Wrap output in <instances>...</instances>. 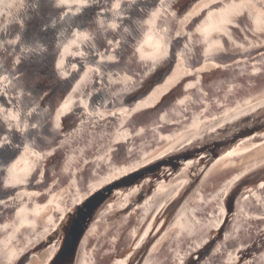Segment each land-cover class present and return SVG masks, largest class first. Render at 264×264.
<instances>
[{
	"label": "water",
	"instance_id": "95a60500",
	"mask_svg": "<svg viewBox=\"0 0 264 264\" xmlns=\"http://www.w3.org/2000/svg\"><path fill=\"white\" fill-rule=\"evenodd\" d=\"M201 1L93 0L63 22L65 9L53 7L52 0H23L10 15L0 13V264H50L61 253L66 264H264V155L247 160L264 144V43L205 51L191 38L203 14L192 12ZM50 20L56 28L42 30ZM149 20L155 21L152 32L164 38L165 52L139 59ZM77 28L93 38L69 46L61 77L54 66ZM17 35L19 43H9ZM28 45L31 53L24 51ZM165 85L159 100L146 103ZM175 100L184 106L169 108ZM152 127L159 132L152 146L127 168L115 163L100 171L80 153L105 147L114 162L132 148V138ZM192 150L204 162H193L195 182L178 177L161 192L145 184L147 175L122 183L173 152ZM77 155L79 168L63 176V202L55 208L64 211L5 255L10 223L21 224L24 209L46 196L62 177L63 163ZM229 159L238 171L217 179V186L206 184L208 174ZM25 160L33 167L20 172ZM141 186L146 189L138 194ZM102 192L106 199L111 193L126 196L115 210L100 207V196L79 218L78 240L66 252L70 224L63 226L62 217L74 220L81 205ZM171 202L175 211L147 230L148 216L162 214ZM57 226L48 245L34 251ZM161 250L167 253L156 257Z\"/></svg>",
	"mask_w": 264,
	"mask_h": 264
},
{
	"label": "bare ground",
	"instance_id": "6f19581e",
	"mask_svg": "<svg viewBox=\"0 0 264 264\" xmlns=\"http://www.w3.org/2000/svg\"><path fill=\"white\" fill-rule=\"evenodd\" d=\"M23 0H0V13L9 14L11 13L12 7L16 5H20ZM202 7L194 10L192 12V15L199 13V10L203 12L202 16L200 17L198 24L194 27V33L191 35L192 39H195L199 44L204 45L205 51H214L215 49H223V48H239L243 49L245 47L254 46L256 44L264 43V0H202L201 1ZM11 5V6H9ZM10 15V14H9ZM189 18H191L189 16ZM155 21L152 23H148L149 27L147 28V33L145 36V45H143L142 49V55L145 57L150 56L151 58H154L155 56H158L165 52L164 38L162 36L157 35L156 33L152 32L154 28ZM212 53V52H210ZM209 53V54H210ZM139 59H142L140 55L138 54ZM183 64V60L181 61ZM263 67V66H261ZM177 72H174V77L172 76L171 83L175 82ZM193 82H191L189 85H192ZM169 86H163L159 89H156L151 97H149V100L146 101V103H155L157 100L161 98L162 93L168 89ZM187 92V90H186ZM180 108L183 107V102L180 100H175L173 103H170L168 107H174ZM186 107V106H185ZM188 109V107H187ZM186 110V109H185ZM187 111V110H186ZM164 115V114H163ZM162 115V116H163ZM163 118V117H162ZM165 122V121H164ZM163 122V123H164ZM197 124V123H196ZM147 131H144L141 133H138L132 141V148L128 151L126 154L125 152L118 158H115L114 162L111 161L110 158L107 157V149L104 147V150L99 149H89L84 148L80 150V153L82 154H88L90 159V164H95L97 168L101 171L102 169L106 168V165H112L115 163L122 164V168H127L128 165L134 163L138 158V152L145 151L152 146L150 145V140H155L156 135L159 134L157 127L152 128H146ZM179 133V134H178ZM184 133V132H183ZM180 131H177L176 134L183 135ZM164 136V135H163ZM165 137V136H164ZM163 138V137H162ZM98 141V140H97ZM156 141H159L156 139ZM107 143L106 140L102 142V144ZM149 143V144H148ZM213 147H215V144H213ZM200 148V149H199ZM198 150H201V147L196 148ZM196 151V150H195ZM195 151H187L183 153H172V155L169 156V159L167 161L158 162L156 164L148 166L146 169L135 173L130 178H125L122 183L128 184V182L131 181V183L135 182V179L139 176H150V180L147 181V184H150V187L154 188L156 191L161 192L165 187L166 189L172 188V184L174 180L178 181V177H180V182H195L196 181V173H195V166L196 164H193L195 162L194 160H197L196 162L199 163L200 158H196L194 155ZM248 159L250 160V157H258L264 155V144L254 149V151L249 152ZM206 159V158H205ZM79 160V156L77 155L75 158H69L67 159L63 165H62V177L59 179L56 185H54L46 194L42 200H39L36 202L35 205L29 206L28 208L24 209L23 213H26L23 216V219L21 220V224L25 223V225L20 226L19 223H10V228H8L9 233V242L10 246L8 247V251L5 255L13 254L16 251L17 247L23 246L27 241H29L33 236H36L37 233L41 230L42 224H49L52 223L53 218H57L59 214H61L64 210L61 212H58L55 208L58 207L60 203H62V196L61 195L65 188V181L63 176H67L69 173H74L76 169L79 168V165H77V161ZM32 160H25V162L20 164V168H17L20 172L25 171L26 169L29 171L33 167ZM185 161L184 165H180L179 163ZM231 160H222L218 164V166L211 171L208 176L204 180L206 184H209V186H217V179H221L222 176H226L234 173V170L238 171V168L236 164L230 162ZM204 162L199 163V167H203ZM245 165H249L248 163H245ZM119 169V170H121ZM122 171V170H121ZM231 172V173H230ZM236 172V171H235ZM232 173V174H233ZM220 175V176H219ZM220 177V178H218ZM153 182L155 185H153ZM253 182V181H251ZM144 183L142 185L145 186ZM145 191L144 187L141 186L140 189L137 191L138 194L140 192ZM137 190V189H136ZM169 191V190H168ZM167 191V192H168ZM108 192V191H107ZM107 192L105 193H98L92 200L85 201L80 209L79 212L75 215L74 220L72 218L71 214L65 217V215L62 217V219H66L63 226L68 227V231L66 232V241L64 244H69L66 252H71L73 248V243L78 240L77 236L80 234L81 225H79V218L81 215L90 208H94L96 206L97 201L99 200L100 196H102L101 200L103 202L102 205H99L100 207L115 210V208H118L120 206V198H123L126 196V193L124 192L118 193V195L111 193L110 197L111 199L107 198ZM142 192V193H143ZM102 194V195H101ZM106 194V195H105ZM132 195V194H131ZM128 196V195H127ZM141 196L134 197L132 196L130 200H137ZM177 199V198H176ZM107 203V205H106ZM174 202L167 203L166 206L160 204V208H163L162 214L155 213L153 216L150 214L148 216V222L149 228L147 230H150L153 228L156 224H159L160 217L163 215H169L168 212H173V208L176 206L173 205ZM20 220V219H19ZM73 221V222H72ZM17 222V220H16ZM20 222V221H19ZM147 225V224H146ZM55 226V225H54ZM15 228H17L16 231ZM16 231V232H15ZM58 232V226L56 229L52 230V234L49 237H46L44 240L39 242L33 249L34 251H39L48 243L51 241V239L55 236L54 233ZM158 232V230H154L150 233V235H155ZM69 234V235H68ZM148 234V232H147ZM146 234V235H147ZM54 235V236H53ZM30 238V239H29ZM27 240V241H26ZM3 244H0V252L1 247ZM5 245H3L4 247ZM166 250H161L158 252V255L156 257H159L160 255H164ZM167 253V252H166ZM62 255L59 254V256H56L54 260L50 264H66L65 261L67 260V257L64 258L60 257ZM4 256V255H3ZM37 258V257H36ZM35 258V259H36Z\"/></svg>",
	"mask_w": 264,
	"mask_h": 264
},
{
	"label": "clouds",
	"instance_id": "9594fccd",
	"mask_svg": "<svg viewBox=\"0 0 264 264\" xmlns=\"http://www.w3.org/2000/svg\"><path fill=\"white\" fill-rule=\"evenodd\" d=\"M52 3H53V7L57 9H65V11L60 16V21L63 22L69 15H71L72 17H76L77 15L82 14L85 8L93 5V0H52ZM97 23L100 24V26L102 27L104 26V22L102 20H97ZM145 23H148V21H145ZM56 26H57L56 20H50L47 26H43L42 30H47V28L49 27L56 28ZM107 27L114 30L117 28V25L115 23H109ZM56 35L59 36L60 34L57 33ZM72 35L76 39L71 40L69 45H65L63 47L61 58L57 60L54 66L56 71L61 77L65 75V73L63 72V67H64L63 56H64V53L68 51L69 46L76 44L77 40H79L81 43H84L93 38L91 33L87 29H79V28L74 29ZM20 38H21L20 35H17L15 38L11 39L9 43L18 44L20 41ZM38 46H39L40 52L46 51V46L42 42H38ZM0 47H3V43H0ZM24 51L26 53H31L33 51V46L28 45L24 49ZM78 55L82 56L84 55V53L81 52V53H78ZM141 58L145 59V58H151V57L150 56L145 57L144 55H142ZM2 146L3 144L0 143V147Z\"/></svg>",
	"mask_w": 264,
	"mask_h": 264
},
{
	"label": "snow or ice",
	"instance_id": "6c2138e0",
	"mask_svg": "<svg viewBox=\"0 0 264 264\" xmlns=\"http://www.w3.org/2000/svg\"><path fill=\"white\" fill-rule=\"evenodd\" d=\"M120 5H119V3H117L116 5H115V7H119ZM156 16V13H153V17H155ZM153 21L152 20H149L148 21V23H152ZM109 59H112V57H109ZM189 87H192V85H189ZM262 187H264V185H262Z\"/></svg>",
	"mask_w": 264,
	"mask_h": 264
}]
</instances>
